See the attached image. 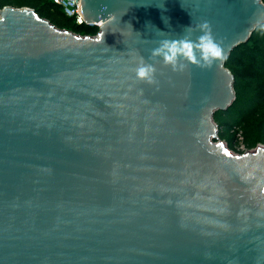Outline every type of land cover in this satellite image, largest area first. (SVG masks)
I'll return each instance as SVG.
<instances>
[{"label": "water", "instance_id": "water-1", "mask_svg": "<svg viewBox=\"0 0 264 264\" xmlns=\"http://www.w3.org/2000/svg\"><path fill=\"white\" fill-rule=\"evenodd\" d=\"M94 34L0 7V264H264V145L232 152L212 115L224 59L152 50L207 23L226 57L261 0H80ZM155 82L138 79L141 61Z\"/></svg>", "mask_w": 264, "mask_h": 264}, {"label": "trees", "instance_id": "trees-1", "mask_svg": "<svg viewBox=\"0 0 264 264\" xmlns=\"http://www.w3.org/2000/svg\"><path fill=\"white\" fill-rule=\"evenodd\" d=\"M3 5L31 7L55 26L76 33L94 34L97 30L96 25L75 23L52 0H0V7ZM224 66L232 74L234 99L226 109L213 111L217 138L221 131L225 132L223 141L227 148L234 149L235 127L247 148L264 144V21L255 25L245 42L232 47L224 59Z\"/></svg>", "mask_w": 264, "mask_h": 264}, {"label": "clouds", "instance_id": "clouds-1", "mask_svg": "<svg viewBox=\"0 0 264 264\" xmlns=\"http://www.w3.org/2000/svg\"><path fill=\"white\" fill-rule=\"evenodd\" d=\"M201 34L193 39L191 26L178 39L163 40L154 48L151 57H162L163 64L171 66L174 71L183 70L188 64L210 67L217 60L225 58L221 44L213 36L207 23L199 26ZM138 79L149 83L155 82L156 68L143 60L135 68Z\"/></svg>", "mask_w": 264, "mask_h": 264}, {"label": "built area", "instance_id": "built-area-1", "mask_svg": "<svg viewBox=\"0 0 264 264\" xmlns=\"http://www.w3.org/2000/svg\"><path fill=\"white\" fill-rule=\"evenodd\" d=\"M55 4L61 7L63 13L71 17L73 21L77 24L84 23L79 12V3L80 0H52ZM237 142L234 143V149H231L232 152H242L249 150L251 148H247L244 143L242 142V136L237 133Z\"/></svg>", "mask_w": 264, "mask_h": 264}, {"label": "rangeland", "instance_id": "rangeland-1", "mask_svg": "<svg viewBox=\"0 0 264 264\" xmlns=\"http://www.w3.org/2000/svg\"><path fill=\"white\" fill-rule=\"evenodd\" d=\"M233 132H234V139H233V144L235 143V142H237V133H239L240 131L237 129V128H235L234 127V129H233ZM225 135V132H222L221 131V135H220V140H222L223 141V139H222V136H224ZM226 135H228V133L226 132ZM224 142V141H223ZM263 144V143H262ZM264 145V144H263ZM234 146V145H233ZM231 150V149H230Z\"/></svg>", "mask_w": 264, "mask_h": 264}]
</instances>
